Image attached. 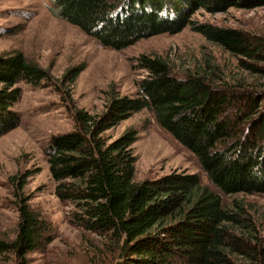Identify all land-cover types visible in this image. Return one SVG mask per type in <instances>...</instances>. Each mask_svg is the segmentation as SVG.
Returning <instances> with one entry per match:
<instances>
[{"label":"trees","instance_id":"1","mask_svg":"<svg viewBox=\"0 0 264 264\" xmlns=\"http://www.w3.org/2000/svg\"><path fill=\"white\" fill-rule=\"evenodd\" d=\"M263 5L264 0H53L51 12L118 50L190 26L236 56L239 67L264 74L263 36L192 19L201 8ZM136 60L147 72L136 96L113 93L100 113L75 107L72 130L53 135L45 148L55 194L70 206L69 223L95 235L112 264H264L259 230L222 198L264 194V84L231 83L208 63L207 70L179 75L161 56ZM81 71L69 69L62 84L75 83ZM48 78L20 51L0 56V135L20 122L12 108L22 94L17 83ZM143 109L194 153L217 190L200 174L179 169L136 179L137 129L108 132ZM17 205L14 236L0 237L5 264H28L29 253L45 250L56 237L53 223L28 197L20 195Z\"/></svg>","mask_w":264,"mask_h":264},{"label":"rangeland","instance_id":"2","mask_svg":"<svg viewBox=\"0 0 264 264\" xmlns=\"http://www.w3.org/2000/svg\"><path fill=\"white\" fill-rule=\"evenodd\" d=\"M52 5L53 0H0V56L20 51L49 73L40 84L17 83L22 94L12 108L19 113L20 122L0 135V237L14 236L19 196H26L31 207L50 220L56 231L45 250L28 254V264H112L113 256L98 249L102 244L95 235L69 223L70 206L55 194L56 182L45 154L53 135L72 130L75 107L100 113L113 93L136 96L138 83L147 74L137 67L136 59L142 54L165 58L179 75L207 70L208 63L231 83L245 80L258 87L264 84V74L239 67L236 56L190 26L176 34L140 39L122 50L106 47L55 16ZM192 19L264 37V5L219 12L201 8ZM76 67H82L76 82L62 84L63 75ZM130 127L138 131L134 144L137 180L179 169L200 174L203 183L217 190L194 153L160 126L149 109L134 113L108 133L118 136ZM21 182H25L22 190L18 188ZM222 198L253 221L264 242V194H222ZM5 259L6 255H1L0 264H5Z\"/></svg>","mask_w":264,"mask_h":264}]
</instances>
